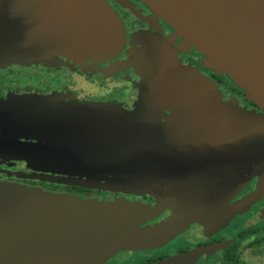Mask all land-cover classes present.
<instances>
[{
	"label": "flooded vegetation",
	"instance_id": "1",
	"mask_svg": "<svg viewBox=\"0 0 264 264\" xmlns=\"http://www.w3.org/2000/svg\"><path fill=\"white\" fill-rule=\"evenodd\" d=\"M102 1L117 16L124 34V42L116 56L97 61L50 56L46 60L41 59L31 68L41 74L61 75L69 80L82 79L90 84L91 82L114 83V87L117 88L116 95H107L95 101L87 97L78 98L76 95L73 97L72 91L56 94L66 95L64 100L71 102H85L83 107L80 105L82 108H88L90 102H107L106 104L112 107L109 108L122 114L172 125L142 129L135 127L127 135H132L134 132L139 139L142 138L141 136L145 137L142 138L144 141L162 142L168 145V149L162 152L167 159L172 158L173 162L160 160L153 151L148 152L149 155L146 154L147 152L106 155L104 151H86L85 147L95 144L96 137L93 134L90 137L88 131L73 130L75 127L70 128V135L63 140L67 143L66 146H59L58 143H53V146L46 138L47 134H51L49 131L38 132L40 127L32 124V121H28L26 126L23 122L27 120L0 109L1 191L5 189L6 192L8 189L11 200L14 199L19 203L23 199L24 209L26 203L36 199L38 201L43 196L89 201L97 207L105 204L109 206L115 204L118 208L135 207L144 209L142 213L159 207L165 200L174 198L221 199L223 203L207 208L163 205L160 211L144 224L129 231L128 241L123 240L127 237L124 235L120 237L121 241H116L115 246L110 249H108L109 245L99 243L97 249L93 247L90 250H97L99 259L96 261L82 259L76 264H264V131H256L250 142L243 133H247L250 128V122L246 118L247 112H256L261 114L262 118L264 110L250 100L246 92L230 81L228 76H217L211 70H199L198 61L202 56L191 47V54L178 56L175 63L167 60L165 54L161 55V59H155V64L153 63L155 67L151 72V87L142 90L143 84L139 83L142 72L140 73L138 69L143 67L134 63L125 66L122 61L135 59L136 55L137 57L144 55L145 48L150 44L156 47L163 46L151 36L173 37L175 41L173 49L177 51L183 49L184 39L175 37L174 30L140 0ZM170 51L166 48V54H170ZM48 60L51 61L49 65L45 64ZM165 65L172 67L181 65L196 69L215 84L219 97L202 100L204 104L215 108L214 113L183 110L160 103L155 97L156 92L153 88L155 73L158 69H164ZM49 93L50 91L40 93L25 90L23 93L9 96L7 91L0 92V102H36L37 100L41 102L45 101V96ZM20 94L36 95L34 101H29L26 97L19 98ZM56 94L54 93V97ZM223 122L227 125L222 126ZM186 125L189 127H185ZM252 125L255 126L254 123ZM113 132L114 135L120 136L125 133L124 130ZM184 132L199 135L201 143L190 146L181 140L160 141L161 138H158L181 137ZM217 139L224 141L219 143ZM49 145L55 149L47 148L46 146ZM190 148L201 151H198L195 157H190L186 152V149ZM72 152L80 155L84 153L83 160L69 161L71 166L68 167L51 164L53 165L49 168L51 170L47 171L33 167L24 159L12 161L7 159L8 154L16 156L15 154L21 153H69L71 156L68 160H71ZM88 153L93 154L87 155ZM125 157L129 161L150 158V162H146L149 170L163 164L164 169L174 167L181 172L179 177L159 178L156 175L159 173L147 171L149 175L156 177L134 178V181H146L148 188L136 184L127 187L112 182L115 179L103 177L109 172L104 173L99 170L115 169L120 164L127 163ZM82 172L92 173L90 175L98 174L97 179L88 174H81ZM60 179H70V181H59ZM92 179L101 185L97 187L84 185V181ZM36 195L37 197H34ZM90 251L86 255L89 256Z\"/></svg>",
	"mask_w": 264,
	"mask_h": 264
},
{
	"label": "water",
	"instance_id": "2",
	"mask_svg": "<svg viewBox=\"0 0 264 264\" xmlns=\"http://www.w3.org/2000/svg\"><path fill=\"white\" fill-rule=\"evenodd\" d=\"M1 1L7 6H0V49L16 51L17 59L29 58L34 54L40 59L50 56L112 58L124 42L117 16L102 0ZM140 1L264 110V0ZM165 68L167 72L164 76L160 74L162 69L155 73L153 90L160 103L183 110L214 113L215 108L202 100L219 97L215 84L190 67L165 65ZM162 81L164 84L161 85ZM0 109L27 121L88 131L89 135L96 137L94 140L97 142L85 147V150L104 151L106 155L121 152H147L149 155L148 152L153 151L156 156L168 149V145L144 141L143 136L136 139L134 132L127 134L135 127L172 126L122 114L108 107L76 108L39 100L0 102ZM120 130L125 133L114 135L113 131ZM198 151L201 150L186 149L190 157H195ZM72 153L71 160H68L71 156L69 153L15 155L28 161L68 167L71 166L69 161L83 160L84 153ZM134 160L129 161L125 157L127 163L115 169L99 171L131 179L144 178L143 171L157 172L159 174L156 175L162 177H179L181 172L174 167L164 169L163 164L157 168L154 162L156 167L149 170L146 162H150V158L147 157ZM139 171L141 173H137ZM112 182L125 185L122 179ZM83 183L97 186L99 182ZM89 203L68 197L43 196L38 201L26 203L24 209L22 206L13 207L0 196V264H76L82 259L96 261L100 255L96 254L97 250L90 251L93 247L99 246V243L115 244L124 235L127 237L123 240L128 241L129 231L144 224L163 205L207 208L219 205L223 200L174 198L141 215L124 219H106L98 211L90 210ZM89 251L91 254L88 256Z\"/></svg>",
	"mask_w": 264,
	"mask_h": 264
},
{
	"label": "rangeland",
	"instance_id": "3",
	"mask_svg": "<svg viewBox=\"0 0 264 264\" xmlns=\"http://www.w3.org/2000/svg\"><path fill=\"white\" fill-rule=\"evenodd\" d=\"M0 6L4 7V6H7V4L0 0ZM130 35H131V33H130ZM174 35H175V37L179 36L177 33H175V31H174ZM151 37L153 38L154 41L160 42L163 46L162 47H156L155 45L150 44L149 46H147L145 48L144 55L143 54L139 55L140 57H137V55H136L135 59L131 58V59H128L127 61H122L125 64V66H128V65L134 63V65H136V66H142L143 67L142 69H138L140 71V73L142 72L141 80L139 81V83L143 84V87L141 86L142 90L150 89V87H151V72L154 70V67H155V65H154L155 59H157V58L161 59L162 54L166 55L167 60H171L172 62L175 63L178 56L181 57V56L186 55V54H191L190 47L193 50L198 51V49H196L187 40H184V42H183V49L182 50L179 49V51H177V50L173 49V46L175 44L173 37L169 36L170 38L169 37L164 38V37L159 36V35H155V36H151ZM166 48L171 50L170 54H168V53L166 54ZM17 54L18 53L16 51H13V50L0 49V92H6L7 91L9 96H11L13 94L15 95V94L23 93L25 90H31V91L33 90L35 92H40V93L50 91V93H49L50 95L46 94L45 101L42 100L41 102H43V103L52 102L53 104H63V105H69V106H74L76 108H79L81 106L83 107V105L86 103L85 102H76L75 103V102H71V100L70 101L64 100V98L67 97L66 95L56 94V93L57 92L64 93L65 91H67V92L72 91L73 97L75 95L78 98L87 97L93 101H95V99H103L107 95L111 96V95L117 94L116 93L117 88L114 87V83H111V84H102V83L94 84V82H91V84H90L88 82L87 83L84 82L82 79L77 80V79L73 78V79L69 80L68 78L61 77V75L57 76V75L41 74L40 72L31 68V67H35V65L38 64V62L41 60L40 57H38V55L34 54V55L30 56L29 58L23 57L24 60L21 58H20L21 59L20 60V59H17L15 57ZM199 54L202 56V59H200L198 61V67L200 68L199 70H201V71L211 70L217 76L225 75L219 69H215L207 57L202 55L200 52H199ZM100 59H104V57H93L90 60H96L97 61ZM42 60H46V59H42ZM138 62H139V64H138ZM45 64L49 65V64H51V61H49V60L45 61ZM229 79H230V81L233 82V80L231 78H229ZM79 82H81L82 84L80 85ZM80 89H82V90H80ZM54 93L56 94L55 95L56 97H54ZM35 95L36 94L22 96V94H20L18 97L19 98L26 97L27 100L34 101L33 98ZM67 95L70 96L69 94H67ZM106 103H104V102H90L88 106H91V107H108V108L111 107ZM119 110H121V108ZM252 114H256V115H252ZM247 115L248 116L246 118H248V121L250 122V128L248 129L247 133H245V132H243V133L245 134V136L248 137V141L250 142L251 137H253V134L254 135L256 134V131H260V130L264 131V116L262 115L263 117L261 118V116H260L261 114H257L256 112L255 113L247 112ZM253 123L255 126L252 125ZM221 125L224 126L225 122H223ZM198 137H199V135H197L195 133L184 132V134L181 137L169 136L167 138H165V137H158V138H161L160 141L161 140L166 141L167 139L170 141L181 140L186 145L193 146V145H196L198 143H201V141H200L201 138H198ZM135 138L139 139V137H135ZM162 138H165V139H162ZM217 140H218L217 142H219V143L224 141L223 139H217ZM160 143H162V142H160ZM159 153L160 154H156V156H158V158L160 160H163V161L167 160L169 162H173L172 158L167 159L162 152H159ZM8 155L9 156H7V159L9 161L16 160V159H22V158L14 156L12 154H8ZM0 157H1V155H0ZM2 157L4 158V156H2ZM26 162L31 164L33 167H36V168H39V169H42L45 171L51 170L49 168H52L51 166H53L51 164L44 163V162H38V161L26 160ZM52 170H54V168ZM124 170L130 171L127 168H124ZM130 172H133V170ZM70 173H72V172L70 171ZM74 173L78 174V172H76V171H74ZM137 173H141V172L139 171ZM81 174H85V175L88 174V176H94V178H97L96 175H98V174L90 175V174H92L90 172H88V173L82 172ZM142 174L146 178L148 177V179L156 177L155 175L154 176L149 175L147 172H144V171L142 172ZM103 177H105L107 179H122L125 182V186H127V187H133L134 186L133 184L142 185V187H144V188L149 187V185L146 181H143V182L137 181V180L134 181V179H131V178H128L125 176H119L118 177V176H113L111 173H109V174L103 175ZM157 177L160 178L162 176L157 175ZM93 180L94 179H92L90 182H94ZM59 181L69 182L70 179H60ZM71 182L75 183L74 180H71ZM100 185L101 184L98 183L97 186H100ZM97 186H95V187H97ZM0 196H2L3 200L7 201L10 204H13L16 207L23 206L25 203L23 199L21 200V203H19L18 201L14 200V199L11 200L12 197L8 194V191L0 193ZM34 197H37V195ZM89 204H90V210H92L93 212L98 211L102 215V217L104 216V218H106V219H109V218L110 219H116V218L117 219H124V218L135 217V216L141 214L144 210V209H136L135 207L134 208L133 207L132 208H126V207L118 208L117 206H115V204H111L110 206L108 204H105V206L99 205V207L97 208L96 205L93 204V202H90ZM91 206H94V207L92 208ZM117 240H120V239H117ZM115 244L114 243L108 244L109 245L108 249L113 248L115 246Z\"/></svg>",
	"mask_w": 264,
	"mask_h": 264
},
{
	"label": "trees",
	"instance_id": "4",
	"mask_svg": "<svg viewBox=\"0 0 264 264\" xmlns=\"http://www.w3.org/2000/svg\"><path fill=\"white\" fill-rule=\"evenodd\" d=\"M31 123L38 125L40 127L38 132L43 133V131H49L51 133L49 135L48 134L46 135L47 140L49 142H51L50 145L53 143H58L59 146H66L67 145V143L63 140L68 138L67 135H70L69 132L71 130L68 126H65V125L56 126L55 124H51V123H38V122H31ZM23 124H25L27 126L28 121L23 122ZM73 130H78V129L74 128ZM50 145L46 146V147L47 148L50 147L52 149H55V147H53L54 144H53V146H50Z\"/></svg>",
	"mask_w": 264,
	"mask_h": 264
},
{
	"label": "bare ground",
	"instance_id": "5",
	"mask_svg": "<svg viewBox=\"0 0 264 264\" xmlns=\"http://www.w3.org/2000/svg\"><path fill=\"white\" fill-rule=\"evenodd\" d=\"M165 71H166V68H164V69L161 70V72H160L161 76H164L165 75V73L167 72V71L166 72ZM162 84H164L163 81H162L161 85Z\"/></svg>",
	"mask_w": 264,
	"mask_h": 264
},
{
	"label": "crops",
	"instance_id": "6",
	"mask_svg": "<svg viewBox=\"0 0 264 264\" xmlns=\"http://www.w3.org/2000/svg\"><path fill=\"white\" fill-rule=\"evenodd\" d=\"M107 5V4H106ZM120 23V22H119ZM120 25V24H119ZM120 27H121V25H120ZM122 29V28H121Z\"/></svg>",
	"mask_w": 264,
	"mask_h": 264
}]
</instances>
